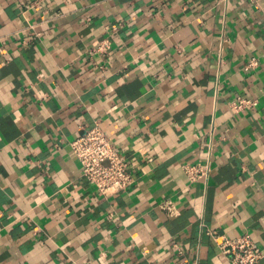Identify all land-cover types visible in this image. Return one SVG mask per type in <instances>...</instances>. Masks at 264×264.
I'll list each match as a JSON object with an SVG mask.
<instances>
[{
  "label": "crops",
  "instance_id": "obj_1",
  "mask_svg": "<svg viewBox=\"0 0 264 264\" xmlns=\"http://www.w3.org/2000/svg\"><path fill=\"white\" fill-rule=\"evenodd\" d=\"M95 126L129 190L83 175ZM209 229L264 264V0H0V264H231Z\"/></svg>",
  "mask_w": 264,
  "mask_h": 264
},
{
  "label": "built area",
  "instance_id": "obj_2",
  "mask_svg": "<svg viewBox=\"0 0 264 264\" xmlns=\"http://www.w3.org/2000/svg\"><path fill=\"white\" fill-rule=\"evenodd\" d=\"M99 47L105 48L107 43L103 42ZM255 64L256 62L253 61L248 66ZM254 103V101L239 98L234 105L241 109ZM71 145L80 162L83 175L102 194L108 196L131 188L135 181L133 168L102 128L95 126L75 138ZM185 169L192 180L208 170L195 165H185ZM208 233L214 238L220 250L229 257L231 264H257L263 257L262 248L248 234L231 239L211 229ZM174 247L177 254L183 256L184 249L178 243H175ZM179 264H188V262L180 258Z\"/></svg>",
  "mask_w": 264,
  "mask_h": 264
}]
</instances>
